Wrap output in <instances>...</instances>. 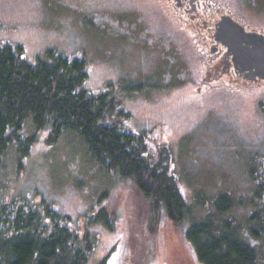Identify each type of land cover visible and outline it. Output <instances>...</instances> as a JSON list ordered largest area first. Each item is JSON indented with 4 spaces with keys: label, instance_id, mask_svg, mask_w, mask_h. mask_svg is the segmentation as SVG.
Here are the masks:
<instances>
[{
    "label": "rangeland",
    "instance_id": "1",
    "mask_svg": "<svg viewBox=\"0 0 264 264\" xmlns=\"http://www.w3.org/2000/svg\"><path fill=\"white\" fill-rule=\"evenodd\" d=\"M227 3L243 24L264 31V0ZM0 43L21 45L30 64L49 61L48 49L84 60V89L109 91L116 111L129 114L111 110L105 121L142 136L147 161L172 174L193 213L171 221L131 179L97 164L77 133L48 143V129L35 130L30 117L23 128L34 143L21 165L14 149L7 151L0 199L44 200L81 227L84 213L105 205L114 227L93 226L98 244L89 264L103 257L105 264H201L185 232L207 213L231 221L264 264V221L259 237L249 233V217L264 216V88L192 94L202 67L194 39L151 0H0ZM219 194L231 199L223 214L213 206Z\"/></svg>",
    "mask_w": 264,
    "mask_h": 264
},
{
    "label": "trees",
    "instance_id": "2",
    "mask_svg": "<svg viewBox=\"0 0 264 264\" xmlns=\"http://www.w3.org/2000/svg\"><path fill=\"white\" fill-rule=\"evenodd\" d=\"M23 54L19 44L0 43V167L10 148L18 165L28 156L35 138L25 133L23 125L30 117L35 130L48 129V143L77 133L97 164L131 179L152 206L164 208L171 221L183 222L193 213L172 174L147 161L139 148L144 142L142 136L135 135L125 123L105 121L119 101L109 91L93 94L84 89L88 76L84 60L48 49L49 61L30 64ZM116 113L129 116L122 109ZM258 184L261 194L264 175ZM213 206L216 214H223L230 208L231 199L219 194ZM215 217L207 213L185 232L198 261L260 264L255 249L237 236L232 222H217ZM82 219L84 227L73 225L69 215L44 200L0 199V264H89L98 244L93 226L100 223L111 230L114 217L105 205H99L92 213H84ZM249 221L254 223L250 235L259 237L264 216L256 211ZM105 263L103 257L96 264Z\"/></svg>",
    "mask_w": 264,
    "mask_h": 264
},
{
    "label": "flooded vegetation",
    "instance_id": "3",
    "mask_svg": "<svg viewBox=\"0 0 264 264\" xmlns=\"http://www.w3.org/2000/svg\"><path fill=\"white\" fill-rule=\"evenodd\" d=\"M170 11L182 29H187L202 58V67L195 80L192 94L218 95L237 91L246 93L248 88H264V77L236 68L227 48L215 38L216 27L223 16L238 21L247 31L264 34L263 30L248 27L231 11L227 0H151Z\"/></svg>",
    "mask_w": 264,
    "mask_h": 264
},
{
    "label": "water",
    "instance_id": "4",
    "mask_svg": "<svg viewBox=\"0 0 264 264\" xmlns=\"http://www.w3.org/2000/svg\"><path fill=\"white\" fill-rule=\"evenodd\" d=\"M215 38L226 48L236 68L264 77V34L247 31L230 16H223L216 27Z\"/></svg>",
    "mask_w": 264,
    "mask_h": 264
},
{
    "label": "snow or ice",
    "instance_id": "5",
    "mask_svg": "<svg viewBox=\"0 0 264 264\" xmlns=\"http://www.w3.org/2000/svg\"><path fill=\"white\" fill-rule=\"evenodd\" d=\"M110 264H111V262H110Z\"/></svg>",
    "mask_w": 264,
    "mask_h": 264
}]
</instances>
